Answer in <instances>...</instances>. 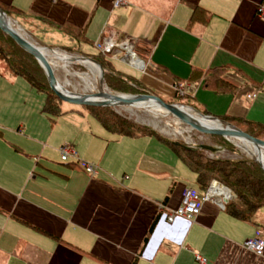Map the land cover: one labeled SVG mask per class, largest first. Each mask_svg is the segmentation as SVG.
<instances>
[{"label": "crops", "instance_id": "0c3cea01", "mask_svg": "<svg viewBox=\"0 0 264 264\" xmlns=\"http://www.w3.org/2000/svg\"><path fill=\"white\" fill-rule=\"evenodd\" d=\"M124 1L119 8L114 0L0 4L54 50L98 54L102 39L131 40L143 68L117 52L107 57L118 73L156 96L173 99L180 89L207 116L264 126V19L257 17L264 0ZM77 31L83 40L73 37ZM37 33L67 46H47ZM211 69H224L236 89L206 90L203 74ZM40 95L0 69V264H264V255L243 247L264 232V206L252 221H240L226 211L235 195L228 200L217 186L215 200L205 201L196 218L168 223L183 191L199 190L182 160L155 137L106 132L85 111L51 120ZM63 146L76 158L63 162Z\"/></svg>", "mask_w": 264, "mask_h": 264}, {"label": "trees", "instance_id": "16d2710c", "mask_svg": "<svg viewBox=\"0 0 264 264\" xmlns=\"http://www.w3.org/2000/svg\"><path fill=\"white\" fill-rule=\"evenodd\" d=\"M0 8L8 16L17 14L1 4ZM57 27L59 30L64 31L62 27ZM73 37L76 40H83L84 38L81 31H77ZM82 56L92 57L102 66L105 83L109 89L118 93L153 95L137 80L118 73L113 68L111 59L102 53L93 56ZM0 61L4 64V69L9 76L23 78L31 89L44 96L45 103L42 112L51 120L59 118L67 111L80 110L71 106L68 107L69 110H66L64 104L51 91L44 71L38 62L30 54L11 43L1 31ZM224 74V69L208 70L203 74L204 88L216 92L234 91L236 88L222 77ZM178 95L177 93L173 99L180 97ZM186 98L189 102H192L189 97ZM192 107L196 108L194 105ZM82 109L110 134L129 138L151 136L167 145L196 175L199 191L206 193L213 182H217L231 190L235 198L226 205V211L230 216L240 221L250 222L264 206V171L255 162L239 157H219L217 156L219 152L217 148H213L214 151H209L202 149V145L189 147L180 143V146H176L175 143L177 142H171L157 134L150 127L119 115L112 107H83ZM202 114L206 115L205 113ZM220 119L255 138L264 140L263 125L249 123L242 119L235 120L229 116ZM214 142L222 149L235 151L234 147L226 141L214 139Z\"/></svg>", "mask_w": 264, "mask_h": 264}, {"label": "water", "instance_id": "95a60500", "mask_svg": "<svg viewBox=\"0 0 264 264\" xmlns=\"http://www.w3.org/2000/svg\"><path fill=\"white\" fill-rule=\"evenodd\" d=\"M13 21L1 8H0V31L3 35L13 44L20 47L22 50L30 54L40 65L44 74L48 80L49 87L58 100L64 105L71 107L82 108V107H112V108H132V109H142L146 110L152 105H158L160 108L166 110L168 113L176 117L179 122L189 126L192 130L205 135L210 138L220 139L226 141L236 147H238L233 141L237 140L240 142H248L255 146L259 151L264 152V140L253 137L252 135L240 130L236 126L222 121L216 117L206 116L194 110L192 108L165 103L156 95H133L115 92L107 87L104 79V70L102 66L91 58L85 57H68L67 61L71 63H77L82 65V62H89L94 65L99 76V89L98 92L92 94L76 95L71 94L67 96L63 93L65 90L60 85L55 66L49 60L47 53L60 56L57 50H54L46 46H38L28 38L20 35L13 28ZM17 23V22H16ZM25 31V30H24ZM135 58L136 55L134 54ZM126 63L128 61L125 59ZM138 59V58H137ZM139 60V59H138ZM67 92V91H66ZM68 93V92H67ZM99 101V102H95ZM191 113H196L198 116L202 117L203 120L216 122L223 126L222 129H211L196 121ZM176 146H180V143H175ZM187 148V147H185ZM202 149L214 151L212 147L201 146ZM251 161L259 165L264 171V164L254 158H250ZM219 185V183L215 182Z\"/></svg>", "mask_w": 264, "mask_h": 264}, {"label": "rangeland", "instance_id": "374dc122", "mask_svg": "<svg viewBox=\"0 0 264 264\" xmlns=\"http://www.w3.org/2000/svg\"><path fill=\"white\" fill-rule=\"evenodd\" d=\"M13 21H16L17 15H12L9 16ZM17 26L22 29V35L25 38H28L38 46L39 45L34 39L30 37V35L24 31L25 27H23L21 24L14 22ZM36 36L43 41L44 44L47 46H67V45H60V43L56 42L54 37H51L49 34H42V33H37ZM58 51V53H62L67 55L68 57H85L82 55H78L76 53H69L72 51H64V50H59L55 49ZM84 54L88 55H96L97 52L94 49H88L87 51H84ZM85 58H91L92 57H85ZM113 64L117 69L123 68L124 70H130V71H135L140 74L139 71L134 70V68L130 67L129 65H126L122 62L119 61H113ZM5 68L4 64L0 61V69ZM56 75L58 78V81L60 85L63 87L65 91L71 94H76V95H83V94H92L97 92L98 87L96 86L95 78H96V73L87 69L85 66L77 64V63H71L69 62L66 64V67L62 68L61 66H57L55 68ZM122 72L126 73L125 71L122 70ZM94 81V82H93ZM106 84V83H105ZM116 92V91H115ZM126 94V93H125ZM180 95V94H179ZM178 95V96H179ZM160 99H162L165 103L168 104H176L188 108H192L194 110H197L196 108L192 107L193 102H189L186 97H180L175 98V99H170L164 96H158ZM41 101L44 100V97L40 95ZM195 106V105H194ZM68 105H64V108L67 109ZM83 108V107H82ZM82 108H79L81 111H84ZM115 111L119 114L122 115L129 120L136 121L141 125L150 127L153 131H155L157 134L161 135L162 137L168 139L171 142H177L181 143L183 145L192 147V146H197V145H203V146H209L212 148H217L219 151L217 156L219 157H233V158H242V159H247L250 160V158L239 148L234 145L235 151H230L226 149L220 148L219 145H217L214 142V138L207 137L205 135H202L194 130H192L189 126L178 122L177 125L173 124L172 121H169L167 119H159L149 113L146 110L142 109H132V108H114ZM198 111V110H197ZM199 112V111H198ZM201 113V112H200ZM196 114V113H194ZM202 114V113H201ZM174 120V119H173ZM166 122H171L170 126L167 125ZM172 126V127H171ZM216 140V139H215ZM57 161V160H56ZM223 190V189H221Z\"/></svg>", "mask_w": 264, "mask_h": 264}, {"label": "built area", "instance_id": "2783aa9c", "mask_svg": "<svg viewBox=\"0 0 264 264\" xmlns=\"http://www.w3.org/2000/svg\"><path fill=\"white\" fill-rule=\"evenodd\" d=\"M126 5L124 0H114V7L119 8ZM257 17L260 19H264V9L259 7L257 10ZM95 48L105 56H115L117 52H124V57L128 61V63L138 69H142V66H137L130 62L134 56L133 54V43L131 40H124L122 42H116L111 39H102L95 44ZM178 93L181 92L180 89L177 90ZM182 92L180 93V95ZM61 160L63 162L69 161L71 158H76L74 151L67 146H63L60 148ZM80 166L90 175H95L97 173V168L85 162H80ZM217 186H220L216 183H213L206 193H203L197 189L186 188L183 191L181 205L173 212L166 214V219L168 223H173L177 219L183 220H192L196 218L202 211V207L205 201H214L215 200V189ZM221 187V186H220ZM223 188V187H222ZM225 189V188H224ZM227 190V189H226ZM228 194H223L228 200L233 199L234 194L227 190ZM222 194V193H221ZM244 249L258 255H264V232L263 230H258L256 235L245 241L243 244ZM196 260L199 263H205V259L201 256L196 255Z\"/></svg>", "mask_w": 264, "mask_h": 264}, {"label": "bare ground", "instance_id": "6f19581e", "mask_svg": "<svg viewBox=\"0 0 264 264\" xmlns=\"http://www.w3.org/2000/svg\"><path fill=\"white\" fill-rule=\"evenodd\" d=\"M13 28L16 30V32L20 35H22V29H20L19 26H17L15 23H13ZM49 60L53 63V65L55 66V68L57 66H61L62 68L66 67V64H68L69 62L67 61L68 56L65 54L60 53V56H55L52 54L47 53ZM133 62H137L140 65L137 66H142L143 64L141 62H139L135 57L132 58ZM131 62V63H133ZM134 64V63H133ZM82 65L85 66L87 69L93 71L96 73V78H95V84L99 89V76H98V72L95 69L94 65L89 63V62H82ZM98 92V90H97ZM63 93L67 96H69L70 94L67 93L66 91ZM96 93V92H95ZM95 102H99V101H95ZM147 111L149 113H151L152 115H154L155 117L159 118V119H171L169 121H172L173 124L177 125V123L179 122V120L174 117L173 115H171L170 113H168L166 110L160 108L158 105H154V106H150ZM192 117L198 121L200 124L211 128V129H222L221 124H218L216 122H210V121H206L203 120L202 117L198 116L197 114L191 113ZM169 118V119H168ZM174 119V120H173ZM168 126H170L171 122H166ZM172 127V126H171ZM249 158H254L257 159L259 161H261L264 164V152L259 151L257 148H255L254 145L248 143V142H240L237 140L233 141Z\"/></svg>", "mask_w": 264, "mask_h": 264}, {"label": "flooded vegetation", "instance_id": "af4514ba", "mask_svg": "<svg viewBox=\"0 0 264 264\" xmlns=\"http://www.w3.org/2000/svg\"><path fill=\"white\" fill-rule=\"evenodd\" d=\"M130 60H132V59H130Z\"/></svg>", "mask_w": 264, "mask_h": 264}]
</instances>
